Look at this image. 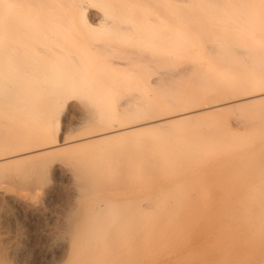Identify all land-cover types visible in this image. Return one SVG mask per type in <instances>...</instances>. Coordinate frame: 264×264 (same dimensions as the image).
<instances>
[{
    "label": "bare ground",
    "instance_id": "6f19581e",
    "mask_svg": "<svg viewBox=\"0 0 264 264\" xmlns=\"http://www.w3.org/2000/svg\"><path fill=\"white\" fill-rule=\"evenodd\" d=\"M30 1L0 0V264H264V0Z\"/></svg>",
    "mask_w": 264,
    "mask_h": 264
},
{
    "label": "rangeland",
    "instance_id": "374dc122",
    "mask_svg": "<svg viewBox=\"0 0 264 264\" xmlns=\"http://www.w3.org/2000/svg\"><path fill=\"white\" fill-rule=\"evenodd\" d=\"M26 3H28V1L29 0H24ZM36 1V0H35ZM37 1H43V0H37ZM51 1V2H50ZM47 0V2H50V3H64V2H58V0ZM56 1V2H55ZM59 1H61V0H59ZM30 2H34V0H31ZM123 3H128V2H123ZM135 4H137V5H139L140 4V2H134ZM62 5H65V4H62ZM54 6H56L55 4H54ZM53 7V6H52ZM63 8L65 7V6H62ZM58 14H59V12H57ZM57 13H55V14H50V15H46L44 18L42 17V18H39V19H43V20H47L46 22H45V24L46 25H48L47 24V22L48 21H50V20H53V21H50L49 23H53L54 22V24H55V26H57V29L55 30V31H49L48 29H46V30H38V31H36L34 34H37V35H41V34H48V33H51V32H53V33H55L56 35H61V34H63V32H65L64 30H63V28L61 27V25L60 24H62V23H60L61 22V18H60V16L59 15H57ZM59 16V17H58ZM88 16H89V20H91L90 22L92 23L93 22V24L94 25H97L98 24V22H99V14H98V12H96V11H90L89 13H88ZM42 23V22H41ZM44 24V23H43ZM52 25V24H51ZM60 25V26H59ZM59 26V27H58ZM11 30H13V29H11ZM15 31V30H14ZM11 32H13V31H11ZM24 37H26V36H24ZM148 61V60H147ZM149 62V64H150V66H151V69L149 70V74H148V76H149V79L148 80H150L151 82H153V81H155L159 76H160V72L161 71H163V70H165L166 71V69L165 68H162V67H164V66H160L159 65V61L157 60V59H155V58H153V61H151V60H149L148 61ZM134 67H137V65H132V66H130V67H128V68H126V67H123V68H121L122 70H124V69H129V70H133V68ZM120 71V70H119ZM164 72V71H163ZM158 85L159 84H152L151 86H149V88L150 89H153V90H159V88L160 87H158ZM160 86V85H159ZM162 86V85H161ZM170 86V85H169ZM168 86V87H169ZM170 88V87H169ZM168 88V89H169ZM175 89V88H174ZM171 90H173L172 89V86H171ZM177 91V90H176ZM66 111H67V113H69L70 112V109L69 108H66L65 109ZM77 116L75 115V114H72L71 112L68 114V127H69V130H74V129H76L77 127H78V124H77V122L79 121L77 118H76ZM176 127L175 126H172V127H170V128H168V129H171V130H173V129H175ZM167 129V130H168ZM72 153V152H71ZM62 185L63 186H65L66 184L65 183H62ZM62 199H63V197H62V194L61 193H59L57 196H56V205H55V207L57 208V207H59V205L61 204V202H62ZM0 224H1V221H0ZM19 224L21 225V226H24V227H28V228H32V230H34V233H36L35 235H37L38 233H40L44 228H45V225H46V222L45 221H43V220H41V221H32L31 222V220H30V218H29V216L28 215H24V214H22L21 215V217H20V220H19Z\"/></svg>",
    "mask_w": 264,
    "mask_h": 264
}]
</instances>
